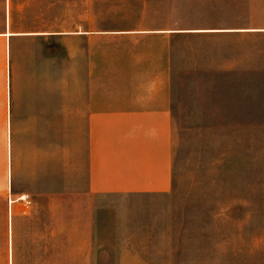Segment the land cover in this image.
Wrapping results in <instances>:
<instances>
[{
    "label": "rangeland",
    "instance_id": "374dc122",
    "mask_svg": "<svg viewBox=\"0 0 264 264\" xmlns=\"http://www.w3.org/2000/svg\"><path fill=\"white\" fill-rule=\"evenodd\" d=\"M12 1L11 18L17 26L13 29L38 26L48 31L103 32L109 37L134 34L123 32L133 30L183 31L171 36L173 85L186 89L184 96L192 89H204L205 95L219 97L215 104L226 96L231 80L234 83L229 68L240 61L258 67L264 59V35L228 33L231 27H259L258 0ZM10 46L6 37H0V100L11 99L12 90L22 85H55L57 78L61 100L66 99L69 82L82 86L85 40L71 44L76 55L70 61L66 41H13ZM137 46L114 38L91 43L92 51L102 53L108 66L130 60ZM249 79L253 89L264 82L259 75ZM62 127L61 148L68 150L71 141L78 187L86 170V128L77 123L74 139H69ZM7 132L9 125L0 124V264L6 258L2 198L7 186ZM172 152L168 198L108 196L98 204L106 242L96 262L264 264V123H175Z\"/></svg>",
    "mask_w": 264,
    "mask_h": 264
},
{
    "label": "crops",
    "instance_id": "0c3cea01",
    "mask_svg": "<svg viewBox=\"0 0 264 264\" xmlns=\"http://www.w3.org/2000/svg\"><path fill=\"white\" fill-rule=\"evenodd\" d=\"M257 2L259 27H231L229 34L264 35V0ZM14 4L1 1L0 37H6L8 48L13 41H66L70 61L76 55L73 42L85 40L87 46L82 86L69 82L66 99L61 100L57 78L55 85H22L12 90L11 99L0 100V124L9 125L3 264H98L106 242L98 210L104 197L168 198L175 123H264V82L253 89L249 79L264 77V59L258 67L240 61L229 68L234 83L215 104L219 97L205 95L204 89L185 96L186 89H175L172 29L123 31L134 34L113 37L38 26L13 29ZM109 38L137 43L132 58L108 66L91 43ZM77 123L85 125L87 135L86 170L78 187L71 141L68 150L61 148V126L63 135L74 139Z\"/></svg>",
    "mask_w": 264,
    "mask_h": 264
},
{
    "label": "trees",
    "instance_id": "16d2710c",
    "mask_svg": "<svg viewBox=\"0 0 264 264\" xmlns=\"http://www.w3.org/2000/svg\"><path fill=\"white\" fill-rule=\"evenodd\" d=\"M173 29V28H171ZM175 34H182V33H178V32H173L172 35H175Z\"/></svg>",
    "mask_w": 264,
    "mask_h": 264
}]
</instances>
